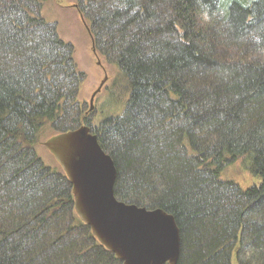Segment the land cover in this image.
I'll return each mask as SVG.
<instances>
[{"label":"trees","instance_id":"obj_1","mask_svg":"<svg viewBox=\"0 0 264 264\" xmlns=\"http://www.w3.org/2000/svg\"><path fill=\"white\" fill-rule=\"evenodd\" d=\"M45 1L0 0V264H121L34 149L47 123L89 125L73 110L83 72L41 16ZM75 7L127 96L121 114L89 126L116 169V199L174 217L176 264H264V0ZM236 162L257 183L222 178Z\"/></svg>","mask_w":264,"mask_h":264},{"label":"water","instance_id":"obj_2","mask_svg":"<svg viewBox=\"0 0 264 264\" xmlns=\"http://www.w3.org/2000/svg\"><path fill=\"white\" fill-rule=\"evenodd\" d=\"M44 146L71 186L75 213L121 264H176L180 236L174 217L116 199V169L90 127L53 135Z\"/></svg>","mask_w":264,"mask_h":264},{"label":"rangeland","instance_id":"obj_3","mask_svg":"<svg viewBox=\"0 0 264 264\" xmlns=\"http://www.w3.org/2000/svg\"><path fill=\"white\" fill-rule=\"evenodd\" d=\"M41 16L46 22L54 24L58 36L72 46L76 69L83 72L84 78L78 85L77 100L74 101V112L77 110H81L83 113L88 111V127L98 125L103 118L109 115L121 114L127 96L122 88L117 86L118 68L114 64L107 63L92 51L87 24L79 16L75 0H47L43 3ZM199 18L202 21H208L210 17L202 14ZM113 81L116 83L115 86L111 84ZM91 98L92 107L90 108ZM71 116V112H68L65 118L71 119ZM64 123L66 126L68 125L63 122L61 126L66 127ZM82 124L85 123H78V127ZM42 129L34 146L35 152L45 165L61 170L53 155L44 146V142L51 136L62 132L55 131V127H51V124L48 123ZM241 166L240 162H236L227 167L223 170L222 178L234 180L242 188L257 183Z\"/></svg>","mask_w":264,"mask_h":264},{"label":"bare ground","instance_id":"obj_4","mask_svg":"<svg viewBox=\"0 0 264 264\" xmlns=\"http://www.w3.org/2000/svg\"><path fill=\"white\" fill-rule=\"evenodd\" d=\"M84 122V121H83ZM77 128V127H76Z\"/></svg>","mask_w":264,"mask_h":264}]
</instances>
